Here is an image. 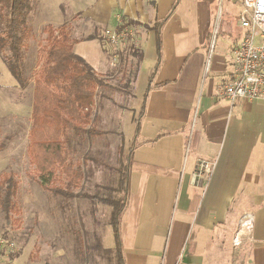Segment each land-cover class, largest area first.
Masks as SVG:
<instances>
[{"label":"crops","instance_id":"1","mask_svg":"<svg viewBox=\"0 0 264 264\" xmlns=\"http://www.w3.org/2000/svg\"><path fill=\"white\" fill-rule=\"evenodd\" d=\"M64 5L66 13L90 23L73 51L100 77L110 72L104 31L124 26L136 35L140 61L129 88L139 98L124 109L129 113L122 121H133V106L136 115L144 103V112L119 223L123 264H264V101L231 103L220 95L243 35L230 14L233 8L237 17L239 5L221 0H64ZM157 36L161 58L144 101ZM126 124L128 150L135 124ZM200 160L214 168L195 184Z\"/></svg>","mask_w":264,"mask_h":264},{"label":"rangeland","instance_id":"2","mask_svg":"<svg viewBox=\"0 0 264 264\" xmlns=\"http://www.w3.org/2000/svg\"><path fill=\"white\" fill-rule=\"evenodd\" d=\"M221 1L238 6L234 0ZM28 6L26 22L33 36L25 51L24 69L29 81L24 88L18 86L0 58V174L14 173L19 182L20 208L16 215L19 224L12 223L0 209V264H114L121 250L110 232V208L83 197L67 201L43 191L27 156L32 73L38 67L40 48L46 45L42 28L47 24L67 25L73 38L82 39L90 23L79 14L66 13L64 0H31ZM230 11L232 21H236L235 10ZM104 33L110 72L101 77L104 87L97 90L93 110L99 119L93 126L103 135L76 142L71 153L73 164L84 173L75 192L100 197L113 194L111 190L117 185V148L122 145L125 154L129 138L122 120L129 113L126 110L130 103L139 98L131 97L129 88L138 63L130 54L134 37L127 33L121 44L113 45ZM133 108L132 125L139 114L135 115L138 108ZM18 252L21 257L12 260L11 255Z\"/></svg>","mask_w":264,"mask_h":264},{"label":"trees","instance_id":"3","mask_svg":"<svg viewBox=\"0 0 264 264\" xmlns=\"http://www.w3.org/2000/svg\"><path fill=\"white\" fill-rule=\"evenodd\" d=\"M30 1L0 0V58L21 88L29 81L25 75L24 59L28 41L33 36L31 27L26 22L29 10L26 11V8ZM42 32L46 45L40 48L38 67L32 73L33 93L27 133V156L36 173L34 179L43 191L55 197L67 201L83 197L110 208L109 225L121 250L119 223L127 201L131 154L139 145L144 103L134 120V133L127 152L123 153L122 145L117 148L119 177L116 187L111 190L113 194L100 197L76 193L84 179V173L80 166L73 164L71 153L76 142L80 143L85 137L103 135L93 126L99 120L93 110L97 90L104 87V82L91 66L74 53V45L80 39L71 36L67 25L54 27L47 24ZM160 46L157 36V60L143 96L144 101L160 62ZM130 49V54L140 61L139 53L132 47ZM2 148L0 145V151ZM18 192L19 182L14 173L0 174V209L7 219L16 224L20 222L16 216L20 213ZM19 254L20 252L11 255L12 260ZM114 264H123L121 252Z\"/></svg>","mask_w":264,"mask_h":264},{"label":"built area","instance_id":"4","mask_svg":"<svg viewBox=\"0 0 264 264\" xmlns=\"http://www.w3.org/2000/svg\"><path fill=\"white\" fill-rule=\"evenodd\" d=\"M239 5L236 23L243 35L233 51L231 74L223 84L220 95L233 103L238 99L247 102L264 101V0H234ZM105 37L113 45L121 44V39L132 31L106 30ZM132 46L135 42L132 41ZM134 48V47H132ZM214 163L200 160L193 173V181L199 184L207 180Z\"/></svg>","mask_w":264,"mask_h":264}]
</instances>
